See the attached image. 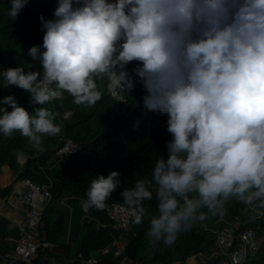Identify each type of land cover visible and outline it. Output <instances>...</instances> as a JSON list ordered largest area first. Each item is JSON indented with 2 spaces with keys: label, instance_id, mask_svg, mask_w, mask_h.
<instances>
[{
  "label": "clouds",
  "instance_id": "1",
  "mask_svg": "<svg viewBox=\"0 0 264 264\" xmlns=\"http://www.w3.org/2000/svg\"><path fill=\"white\" fill-rule=\"evenodd\" d=\"M0 264H264V0H0Z\"/></svg>",
  "mask_w": 264,
  "mask_h": 264
}]
</instances>
